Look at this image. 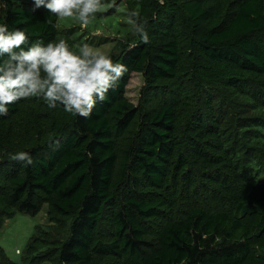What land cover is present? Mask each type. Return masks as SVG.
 Here are the masks:
<instances>
[{"label":"trees","instance_id":"1","mask_svg":"<svg viewBox=\"0 0 264 264\" xmlns=\"http://www.w3.org/2000/svg\"><path fill=\"white\" fill-rule=\"evenodd\" d=\"M150 1L122 3L150 39L112 54L129 71L91 116L23 98L0 118V224L45 203L58 238L37 226L21 262L0 247V264H264V0ZM47 16L0 5L10 27L78 47ZM131 71L148 104L125 96Z\"/></svg>","mask_w":264,"mask_h":264},{"label":"clouds","instance_id":"2","mask_svg":"<svg viewBox=\"0 0 264 264\" xmlns=\"http://www.w3.org/2000/svg\"><path fill=\"white\" fill-rule=\"evenodd\" d=\"M110 5L119 7L118 0H110ZM103 7L104 0H32V8L46 10L45 19L53 26L51 16L75 17L84 27ZM122 19L142 42H149L148 20L137 10H128ZM128 71L125 63L87 39L73 47L63 36L33 38L27 26L10 27L0 17V118L23 98H37L49 109L87 118ZM11 158L23 167L34 162L29 149L17 150Z\"/></svg>","mask_w":264,"mask_h":264},{"label":"rangeland","instance_id":"3","mask_svg":"<svg viewBox=\"0 0 264 264\" xmlns=\"http://www.w3.org/2000/svg\"><path fill=\"white\" fill-rule=\"evenodd\" d=\"M154 2L156 0H153ZM150 1L149 4L152 9H158L156 3ZM9 2L16 3L17 0H0V5L5 7V4ZM31 4L32 0H28ZM121 2V3H120ZM127 3V0L118 1L119 7L113 8L110 3L104 2V7L101 8L95 18L90 20L88 25L82 27L80 22L75 17L58 18L57 27L60 33L68 32L72 30V35L75 37L76 42L79 44L84 39H87L90 43L100 47L102 50L109 52L110 54L120 55L123 51L122 45L125 40L128 39V34L133 35L131 26L122 19L128 12L122 3ZM150 88L146 83V80L142 73L131 71L128 84L126 86L125 96L129 101L134 104H140L145 100L148 104V97H150ZM163 100V98L153 97L152 104ZM52 224L48 218V205L42 204L41 209L35 214L18 212L13 217L5 221L4 224H0V247H2L7 255L16 261L21 262L20 257L23 254V250L27 246L31 236L36 232L37 226H43L48 233L49 239L51 237L57 238V234H54V230L49 227ZM59 228L63 233H66L67 223H58ZM64 225V227H62ZM43 228H39L43 231ZM65 229V230H64ZM61 237H64V234ZM54 239V240H55ZM49 253L44 252L43 256L47 257ZM42 256V257H43ZM38 264H49L48 261H44Z\"/></svg>","mask_w":264,"mask_h":264}]
</instances>
